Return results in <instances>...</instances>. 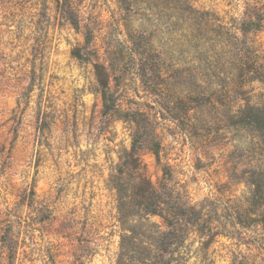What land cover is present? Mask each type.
I'll return each mask as SVG.
<instances>
[{
  "label": "rangeland",
  "instance_id": "1",
  "mask_svg": "<svg viewBox=\"0 0 264 264\" xmlns=\"http://www.w3.org/2000/svg\"><path fill=\"white\" fill-rule=\"evenodd\" d=\"M195 1L208 32L142 29L164 70L126 63L104 98L117 0H0V264H117L121 171L164 190L179 231L194 207L186 264H264V122L245 113L264 111V0Z\"/></svg>",
  "mask_w": 264,
  "mask_h": 264
},
{
  "label": "trees",
  "instance_id": "2",
  "mask_svg": "<svg viewBox=\"0 0 264 264\" xmlns=\"http://www.w3.org/2000/svg\"><path fill=\"white\" fill-rule=\"evenodd\" d=\"M122 14L115 21L125 30L127 39L119 44L108 42L105 44V59L102 63L95 64L96 79L103 89L106 98L107 91L113 76L124 71V64L128 63L139 75L146 76L164 70V66L156 60H151L152 52L163 50L166 44H153L151 46L141 41L142 29L147 26L162 25L166 19L181 21L185 31L190 36H204L208 32L209 19L207 13L195 0H117ZM72 11L74 6L70 4ZM174 14H169V13ZM72 13L75 19V10ZM170 23V22H169ZM141 32V33H140ZM197 34V35H196ZM207 46L201 44L197 51L204 52ZM250 56V55H248ZM252 59L248 58V60ZM255 62V59H253ZM159 103V102H158ZM259 115L252 112L245 113L254 122H264V111L255 109ZM175 122V120H171ZM264 129V127H261ZM130 158L137 159L138 152L135 146L128 152ZM138 171V170H137ZM110 176L114 182L112 189L118 197L119 222L122 229L120 252L117 264H186L191 258L192 251L186 248L191 235L194 234L192 216L195 209L186 204L184 224L181 230L177 229L180 219L176 222L168 218L167 201L164 190L157 186L147 173L139 172L137 176L129 178L124 171ZM177 214V212H176ZM160 216L174 227L173 231H165L162 225L153 217ZM178 230L179 233L175 232ZM175 237L176 242L184 245V252H174L167 256V249ZM176 255V256H175Z\"/></svg>",
  "mask_w": 264,
  "mask_h": 264
}]
</instances>
